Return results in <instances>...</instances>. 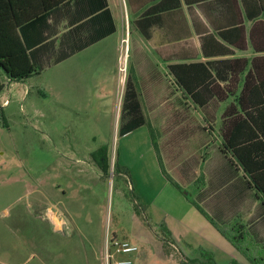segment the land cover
I'll return each instance as SVG.
<instances>
[{"label": "crops", "instance_id": "1", "mask_svg": "<svg viewBox=\"0 0 264 264\" xmlns=\"http://www.w3.org/2000/svg\"><path fill=\"white\" fill-rule=\"evenodd\" d=\"M106 2L114 31L58 60L103 27L96 13L86 15L88 0H67L48 11H42L40 0H13L21 22L17 31L20 34L24 28L28 41L37 42L28 50L41 67L34 75L117 35L126 43L124 57L130 58L131 49L134 52L135 68L128 71L127 80L137 94L144 119L120 139L136 143L141 138L148 145V163L141 169L145 190L137 192L135 203L154 225H164L167 242L175 250L183 252L181 245L186 250L196 245L229 248V240L213 223L229 225L235 221L257 245L264 243V205L237 159L229 150H221L224 111L229 107L239 110L237 98L246 87L245 76L255 75L259 66L264 70V0ZM31 14L36 16L29 20L32 23L24 21ZM104 23L106 27L109 24L106 17ZM175 65L190 66L181 73L192 80L189 82L202 83H191L190 88L207 92L213 87L221 96L204 94L200 99L205 103L199 105L177 81L170 69ZM208 73L211 79L206 80ZM197 206L210 216L212 224L201 218ZM81 235L86 242L90 240L89 229H81ZM104 243L105 236L98 246L100 260Z\"/></svg>", "mask_w": 264, "mask_h": 264}, {"label": "rangeland", "instance_id": "2", "mask_svg": "<svg viewBox=\"0 0 264 264\" xmlns=\"http://www.w3.org/2000/svg\"><path fill=\"white\" fill-rule=\"evenodd\" d=\"M108 40L26 81H9L0 69V264H104L98 246L113 234L137 245L133 264H181L183 257L187 264H264V243L245 229L247 241H229V248L181 245L182 252L145 218L135 201L145 190L148 145L118 134L134 52L124 58L126 43L117 35ZM99 146L108 149L104 175L88 154Z\"/></svg>", "mask_w": 264, "mask_h": 264}, {"label": "trees", "instance_id": "3", "mask_svg": "<svg viewBox=\"0 0 264 264\" xmlns=\"http://www.w3.org/2000/svg\"><path fill=\"white\" fill-rule=\"evenodd\" d=\"M65 1L67 0H47V2L46 0H40V3L43 9L42 11H48L61 3H65ZM88 2L90 3V9L86 12V15H93L96 13L95 18L102 22L103 27L97 28L89 40L81 42L75 45L70 51L61 54L58 60L67 57L71 53L86 47L114 31V24L110 11L107 8L106 0H88ZM13 6V0H0V69L8 80L23 81L39 73L41 67L31 59L28 53V50L37 45V42L28 41L24 28L20 29V34L17 31V27H21V22H19ZM32 17L36 16L31 14L30 17L24 19V21L29 22ZM105 17L109 21L107 27L104 25ZM76 21H78V19H76ZM192 66L196 68L203 65L192 64ZM188 67L185 65H175L171 66L170 69L185 92L189 94L195 102L199 105H203L205 101L203 102L200 97L204 96V94H206L207 97L211 95L221 96L220 92L213 87L209 88L207 92L190 88L189 85L194 82H189L192 80H188L189 78H186L185 74L181 73L183 68ZM209 79H211V75L208 73L206 80ZM244 80L246 87L240 92L237 98L239 110L236 107H229L223 113L225 118L221 130L223 137L221 150L223 152L229 150L237 159L243 170L251 179L249 186L254 189L255 195L264 205V70L259 66L256 69L255 75L247 74ZM194 84H198L199 86L202 83L198 80ZM251 85H254V88L248 89L247 87ZM143 123L144 119L140 112L137 94L132 83L127 80L119 115L118 134L123 135ZM107 150L106 146H100L90 154L92 160L103 175L109 170ZM174 184L180 189L179 185L176 183ZM197 208L203 211L199 206H197ZM136 209L138 210V208ZM136 213L138 214V212ZM213 224L219 232L232 243L238 244L239 241H247L244 236V227L240 225L238 221L232 222L229 225ZM160 227H162L163 232H167L163 224H160ZM260 248L264 250V244ZM184 259L186 261L188 260L183 257L180 261L181 264H187Z\"/></svg>", "mask_w": 264, "mask_h": 264}, {"label": "built area", "instance_id": "4", "mask_svg": "<svg viewBox=\"0 0 264 264\" xmlns=\"http://www.w3.org/2000/svg\"><path fill=\"white\" fill-rule=\"evenodd\" d=\"M119 71L125 73L124 64L119 66ZM104 248V264H133V260L130 255L131 253H136L138 250L137 245L134 243L108 235L105 236ZM117 254H123L125 256L117 258Z\"/></svg>", "mask_w": 264, "mask_h": 264}]
</instances>
